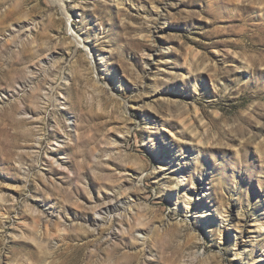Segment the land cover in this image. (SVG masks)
<instances>
[{
	"label": "rangeland",
	"instance_id": "obj_1",
	"mask_svg": "<svg viewBox=\"0 0 264 264\" xmlns=\"http://www.w3.org/2000/svg\"><path fill=\"white\" fill-rule=\"evenodd\" d=\"M61 4L0 0V264H264V0Z\"/></svg>",
	"mask_w": 264,
	"mask_h": 264
},
{
	"label": "bare ground",
	"instance_id": "obj_2",
	"mask_svg": "<svg viewBox=\"0 0 264 264\" xmlns=\"http://www.w3.org/2000/svg\"><path fill=\"white\" fill-rule=\"evenodd\" d=\"M55 1V3H57L59 6H60V8L62 9V11L64 10V7H63V4H61V0H54ZM116 2H119V0H116ZM118 4V3H117ZM74 38L76 39V41H77V43L79 44V45H81L82 43L79 41V39H78V35L75 37L74 36ZM194 63V62H193ZM248 67V65L246 66V68ZM190 74H191V70L190 69H185V75L187 76L188 75V77L190 76ZM48 86V85H47ZM54 86V85H53ZM54 88L51 86V85H49L48 87H47V90H48V92L46 93V95H44V97L41 95V99H43V100H46V101H49V102H57V101H59L60 100V98H55V96H54V93L52 92V90H53ZM56 106V105H55ZM194 110V116H196L195 114H196V110L195 109H193ZM27 114V113H26ZM193 120V119H192ZM199 121V120H198ZM190 122V121H189ZM193 123H196L195 121H192ZM192 122H190V123H192ZM200 122H201V119H200ZM188 124V123H187ZM181 126V125H180ZM200 124H198L197 123V125H196V127H193L192 128V126H181V131H182V133H183V135H185V136H187V137H189V139H190V141H194V148L199 152V150H200V145L201 144H203V135H204V132L203 131H201L200 130ZM188 129H190L189 131H187ZM202 129V128H201ZM203 130V129H202ZM170 142L171 141H175V140H177V139H180V136H177V135H173L172 134V136H170ZM58 158V157H57ZM53 159H55V158H53ZM63 160V159H62ZM62 160L61 161H59L58 162V164H60L61 166H62V163L63 164H65V162H62ZM172 162V161H171ZM51 163V162H50ZM165 164H167L166 165V167H173L172 166V163H168V161L167 160H165L164 161V163L163 164H157V165H159V167H158V169H161L162 168V166H165ZM179 167L180 166H177V169H179ZM137 177V176H136ZM206 180V179H205ZM132 183H133V181H131ZM131 183V184H132ZM128 184H129V182H128ZM134 184V183H133ZM124 186V185H123ZM125 186H126V184H125ZM133 186V185H132ZM208 186V185H207ZM196 187V186H195ZM130 188V187H129ZM197 189V188H196ZM210 189L211 188H205V189H199V190H194V191H190V200H188L187 199V197H186V195H183V200H187V209H186V212H189V210L191 209V207H192V200H194V201H196V205H200V206H202L203 207V210L205 211H210V210H213L216 214H218V215H221L222 214V212L224 213L225 212V210L222 208V206L217 202V201H214V202H212L211 204H210V202L207 200V197H208V195H210V193L211 192H209L210 191ZM185 193V192H184ZM201 194L203 195V197L202 198H200V196H201ZM129 199V198H128ZM126 201V203H123V202H121L120 203V201H119V203L121 204V205H123L122 206V208H120V210L122 209L123 211H125V209H124V207L125 206H127L128 208H130V206H128L127 204H130V202H129V200H125ZM116 203V202H115ZM118 204V203H117ZM119 204V205H120ZM107 205V204H106ZM115 209H119V206L117 207L116 206V204H114V205H107V206H105V212L106 213H110L112 210H115ZM1 210V209H0ZM119 210V211H120ZM206 212V213H207ZM125 215H126V213H125ZM204 216H205V213L203 214ZM131 217H132V215H131ZM130 217V218H131ZM100 218H102V217H100ZM106 219V217L105 218H102V220H105ZM132 219V218H131ZM100 221V220H99ZM258 221L259 220H255V222H257L258 223ZM221 223H224V222H222V221H220V224ZM237 224H238V221H237ZM260 225H262V223H259ZM46 229V228H45ZM223 231V230H222ZM61 232V231H60ZM141 232V231H140ZM220 232V231H219ZM44 238V237H43ZM237 245V242H236V240H234V244H233V246H236Z\"/></svg>",
	"mask_w": 264,
	"mask_h": 264
}]
</instances>
